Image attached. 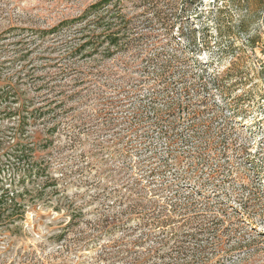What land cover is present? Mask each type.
<instances>
[{
    "label": "rangeland",
    "instance_id": "rangeland-1",
    "mask_svg": "<svg viewBox=\"0 0 264 264\" xmlns=\"http://www.w3.org/2000/svg\"><path fill=\"white\" fill-rule=\"evenodd\" d=\"M98 1L0 0V264H264V0Z\"/></svg>",
    "mask_w": 264,
    "mask_h": 264
},
{
    "label": "trees",
    "instance_id": "trees-1",
    "mask_svg": "<svg viewBox=\"0 0 264 264\" xmlns=\"http://www.w3.org/2000/svg\"><path fill=\"white\" fill-rule=\"evenodd\" d=\"M113 1L114 0H99L98 2H95L91 4L90 6H88L82 12V14L79 15L77 19L64 21V24L70 25L75 22H85L88 20V18L92 14L100 12L101 10L106 8L108 5L112 4ZM118 32L119 31H115L113 33H110L109 35H105L106 37H108L107 40L109 41V44H112L115 46L119 44L120 37L118 36L119 34ZM46 33H51V31H48ZM81 49L82 48H80V50ZM2 97L3 99L0 100L1 102L0 104L4 102L3 100L5 99L6 95L3 94ZM3 114H4V111H2L1 109L0 110V121H1ZM7 114H9L8 115L9 118H12L15 112L10 111V113H7ZM27 120H28L27 116L21 117V119H19L18 121V126H10L8 127V129L1 131V135H0V156L6 155L7 160L19 162L22 164H27L26 167L20 169V171H23V173L20 175L18 182L23 185L22 190L10 193L9 188H4V185L3 187L0 186V188H2V192L0 194V217H1L2 211L5 210L6 207H10L9 216H11L10 219L12 222L24 218L26 209L33 203L39 200H42L44 198L43 195L45 193V189L48 183L46 181V183L40 186L39 188H30L28 186H25L28 179L32 182L33 181L32 178L34 176L35 177L41 176L42 175L41 173L44 170H46V167H42V165L40 164L41 160L39 159L38 154H37V150L40 149V147L38 146L37 137L36 138L34 137L35 141H33L32 143L25 142L21 138V136L25 133L26 127L28 126ZM9 130H10L11 137L15 136V138H13L14 140L13 143H9L8 145V144H5L7 143V141L5 140V137H6L5 133L9 132ZM19 131L21 132L19 133ZM17 133L21 136L17 137L16 136ZM2 149L4 150L3 152L1 151ZM11 166L17 169L16 163ZM6 204H9V205H6ZM154 207L155 205L152 204L151 208L155 209ZM159 214H161V216L158 215V219H155V222H154L155 224H159L160 226H165L168 224L167 222L168 219L172 220L171 219L172 216L168 215V208L166 206H163L162 209L159 210ZM188 223H192L191 220H189ZM66 226H71V219L67 223Z\"/></svg>",
    "mask_w": 264,
    "mask_h": 264
}]
</instances>
